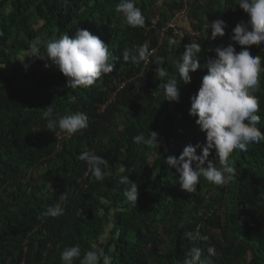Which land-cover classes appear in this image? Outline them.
Returning a JSON list of instances; mask_svg holds the SVG:
<instances>
[{"label": "trees", "instance_id": "1", "mask_svg": "<svg viewBox=\"0 0 264 264\" xmlns=\"http://www.w3.org/2000/svg\"><path fill=\"white\" fill-rule=\"evenodd\" d=\"M118 2L0 0V264H62V250L77 245L81 257L94 245L103 247L112 264H178L193 246L203 250L202 259L214 246V264H264V141L231 154L234 182L218 186L201 177L193 193L180 188L179 173L164 163L189 144L205 143L189 108L206 69L190 73L184 84L175 61L190 42L201 44L202 65L215 58L209 49L234 44L231 30L247 14L235 0H135L145 24L132 27L116 12ZM178 16L186 19V31L169 25ZM216 19L227 28L211 40L205 26ZM77 27L99 36L119 59L94 85L72 89L55 66L43 71L50 62L28 58L26 49L38 38L73 35ZM170 37L176 45H169ZM142 45L150 52L146 61H123L125 49ZM249 50L264 58V45ZM156 57L164 58L169 73L161 82L176 76L179 102L164 100ZM259 79L258 127L264 131V72ZM49 106L54 116L86 113L88 127L71 136L48 130L42 110ZM148 130L158 133V149L134 142ZM86 150L106 159L111 175L96 181L79 159ZM121 165L138 186L136 207L123 196ZM56 203L64 207L62 216L42 215ZM190 232L201 238L188 239Z\"/></svg>", "mask_w": 264, "mask_h": 264}, {"label": "clouds", "instance_id": "2", "mask_svg": "<svg viewBox=\"0 0 264 264\" xmlns=\"http://www.w3.org/2000/svg\"><path fill=\"white\" fill-rule=\"evenodd\" d=\"M235 4L248 17L247 21H240L232 28L229 37L231 42L241 46L239 51L233 43L209 49L215 52V58L208 59L202 65L198 55L202 50L201 44L190 42L184 46V52L175 61L178 75L184 84L191 82L190 73L206 69L196 94L190 97L189 108V115L196 117L195 124L205 134V143L202 146L189 144L183 148L179 157L168 155L164 159L165 164L179 173V186L187 193L196 191L201 177L218 186L234 182L236 170L230 165L231 154L235 150L246 151L249 144L264 141V131L258 127L261 122V115H258L260 102L255 95L260 86V74L264 72V58L252 55L249 50V46L264 45V0H235ZM116 12L122 15L123 22L129 26L143 27L145 24V17L135 0H119ZM172 23V27H179L176 19L170 22ZM205 27L206 30L211 29L210 37L206 38L215 40L218 36L225 35L227 24L222 19H216L208 22ZM194 33L192 31L189 35ZM176 44L177 41L170 37L169 45ZM41 49H44L43 53ZM26 51L28 58L50 62L45 63V68L55 66L66 78V86L72 89L94 85L102 75L114 71L119 59L110 54L108 46L99 36L79 27L73 35L65 33L49 40L35 39ZM149 55L148 46L142 45L135 50L125 49L122 59L124 62L138 63L146 61ZM155 64V73L160 81L158 87L163 90L164 100L179 102L180 85L176 76L161 82L169 75L167 69L161 66L164 65V58L156 57ZM4 67L5 65L0 64V68ZM42 119L46 121L48 130L54 132L58 128L69 136L86 129L89 123V117L84 112L54 116L52 106L42 110ZM133 140L156 149L162 143L158 133L151 130H148L147 135L138 134ZM197 148H200L199 155L196 154ZM213 150L215 155L209 159ZM79 159L86 162L88 171L96 181H102L107 175H111L106 171L109 168L108 161L94 150L80 153ZM125 171V167L121 165L118 169L119 184L126 186L123 196L136 207L138 186L129 180L128 175L123 174ZM66 199V193L59 197L61 202ZM63 214L62 203L49 206L42 213L49 217ZM186 235L190 240L201 238L198 232ZM202 255L203 250L193 246L178 264H214L212 258L217 256V252L214 246H209L207 256L202 259ZM60 259L62 264H73L75 259H80V264H112V258L105 253L103 247L97 245L85 251L82 257L78 245L65 247L60 253Z\"/></svg>", "mask_w": 264, "mask_h": 264}, {"label": "rangeland", "instance_id": "3", "mask_svg": "<svg viewBox=\"0 0 264 264\" xmlns=\"http://www.w3.org/2000/svg\"><path fill=\"white\" fill-rule=\"evenodd\" d=\"M176 21H177V23H178V25H179V27H180V29L181 30H184V31H186V20H183V19H181L179 16L176 18ZM187 30H188V33H191L192 32V30L189 28V27H187ZM191 35V34H190ZM192 36V35H191ZM18 64H16L15 66H17ZM43 65V64H42ZM41 65V67H42V70L43 71H45V67H44V65L42 66Z\"/></svg>", "mask_w": 264, "mask_h": 264}, {"label": "built area", "instance_id": "4", "mask_svg": "<svg viewBox=\"0 0 264 264\" xmlns=\"http://www.w3.org/2000/svg\"><path fill=\"white\" fill-rule=\"evenodd\" d=\"M170 26H174V24H169ZM114 95V93H112V96ZM112 98V97H111ZM103 107H105V105H103Z\"/></svg>", "mask_w": 264, "mask_h": 264}]
</instances>
